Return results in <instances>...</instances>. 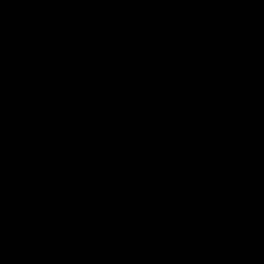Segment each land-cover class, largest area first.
I'll list each match as a JSON object with an SVG mask.
<instances>
[{"label": "water", "instance_id": "95a60500", "mask_svg": "<svg viewBox=\"0 0 264 264\" xmlns=\"http://www.w3.org/2000/svg\"><path fill=\"white\" fill-rule=\"evenodd\" d=\"M0 264H264V0H0Z\"/></svg>", "mask_w": 264, "mask_h": 264}]
</instances>
